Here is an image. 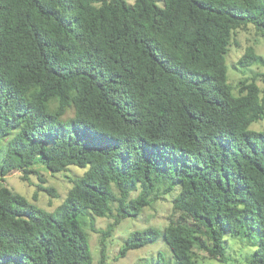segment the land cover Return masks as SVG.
I'll use <instances>...</instances> for the list:
<instances>
[{
    "label": "trees",
    "instance_id": "16d2710c",
    "mask_svg": "<svg viewBox=\"0 0 264 264\" xmlns=\"http://www.w3.org/2000/svg\"><path fill=\"white\" fill-rule=\"evenodd\" d=\"M161 2L0 0V181L85 169L52 211L0 186V264H93L86 228L104 264L118 225L162 201L165 227L116 259L161 239L176 264H226L228 236L264 264V59L247 47L235 84L227 67L238 31L264 38V0Z\"/></svg>",
    "mask_w": 264,
    "mask_h": 264
},
{
    "label": "rangeland",
    "instance_id": "374dc122",
    "mask_svg": "<svg viewBox=\"0 0 264 264\" xmlns=\"http://www.w3.org/2000/svg\"><path fill=\"white\" fill-rule=\"evenodd\" d=\"M125 1L128 4L134 3V0ZM154 2L157 6H161L162 4L161 0H154ZM236 40L239 47H231L229 55L227 56L228 80L231 84H235L240 79L252 75L250 72L245 75L240 74L233 68L234 63L240 58L247 47H252L255 53L264 59V38L256 36L251 27H249L247 31H238L236 34ZM252 71L254 74L259 75V77L256 78V83L260 89L264 90V66L254 67L252 68ZM5 149L6 145L1 143L0 156L5 152ZM84 171L85 169L70 167L66 172L51 174L49 171L41 168L39 174L45 181L44 184H41L36 176H30L29 181L27 182L21 179L19 173H14L5 177L3 181H0V186L7 187L29 201L35 196L36 206L52 211L64 200L66 193L71 186L69 180L82 176ZM37 185L54 188L58 194V198H51L45 192L38 191ZM169 207L170 205L167 202H158L154 207L144 209L142 214L137 218H127L123 220L106 242L104 264H156L157 258L160 257L159 254L165 258L167 263L176 264L170 251L161 239L141 249L131 250L127 252L123 258L116 259L119 247L124 243L125 239L132 231L145 229L147 227L164 228ZM88 220L96 229H105L111 222L108 219L97 217H88ZM84 230L89 238L93 264H99V236L98 234L90 232L87 228ZM238 240L239 239L230 238L228 236L224 237L226 254L228 257L226 264L243 263L252 252L253 249H248L242 246ZM207 264L222 263L211 261Z\"/></svg>",
    "mask_w": 264,
    "mask_h": 264
}]
</instances>
